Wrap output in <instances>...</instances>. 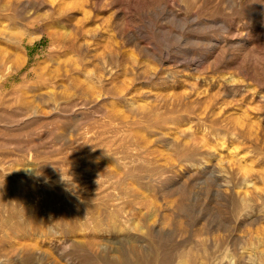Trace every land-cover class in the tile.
Masks as SVG:
<instances>
[{
  "label": "rangeland",
  "instance_id": "1",
  "mask_svg": "<svg viewBox=\"0 0 264 264\" xmlns=\"http://www.w3.org/2000/svg\"><path fill=\"white\" fill-rule=\"evenodd\" d=\"M11 209L0 264H264V0H0Z\"/></svg>",
  "mask_w": 264,
  "mask_h": 264
},
{
  "label": "bare ground",
  "instance_id": "2",
  "mask_svg": "<svg viewBox=\"0 0 264 264\" xmlns=\"http://www.w3.org/2000/svg\"><path fill=\"white\" fill-rule=\"evenodd\" d=\"M35 214V213H34ZM2 215V214H1ZM0 231L1 229H3V227H7L8 229H10V231H14V232H18V233H21V232H25L26 231V228L27 229H36V226H35V223L37 221V218L36 216H30L28 218V216L26 218H22V217H19L18 216V212L17 210H9L7 212V214H5V216H0ZM4 233V232H3ZM5 234V233H4ZM3 235H0V238L2 237ZM1 242V241H0ZM26 249V248H25ZM26 255L24 256L23 260L27 261L28 263H30V261H33L32 259L34 257L30 256L31 253L28 249H26ZM143 254V253H142ZM141 255V254H140ZM124 256V255H123ZM120 257V256H119ZM141 257V256H140ZM124 258V257H123ZM126 258V256H125ZM122 259V258H120ZM119 259V260H120ZM127 259V258H126ZM146 260V259H145ZM151 260V259H150ZM123 261V260H122ZM116 262V260H115ZM27 263V264H28ZM126 263V262H125ZM123 264V263H121Z\"/></svg>",
  "mask_w": 264,
  "mask_h": 264
}]
</instances>
